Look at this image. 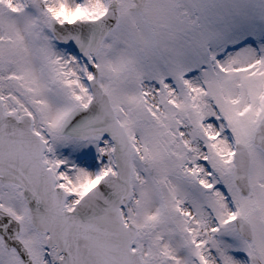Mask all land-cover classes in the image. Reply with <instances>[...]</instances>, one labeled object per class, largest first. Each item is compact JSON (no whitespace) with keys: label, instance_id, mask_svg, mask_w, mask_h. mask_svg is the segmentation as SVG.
I'll return each instance as SVG.
<instances>
[{"label":"snow or ice","instance_id":"6c2138e0","mask_svg":"<svg viewBox=\"0 0 264 264\" xmlns=\"http://www.w3.org/2000/svg\"><path fill=\"white\" fill-rule=\"evenodd\" d=\"M0 264H264V0H0Z\"/></svg>","mask_w":264,"mask_h":264}]
</instances>
